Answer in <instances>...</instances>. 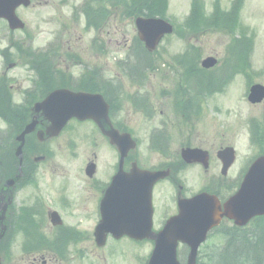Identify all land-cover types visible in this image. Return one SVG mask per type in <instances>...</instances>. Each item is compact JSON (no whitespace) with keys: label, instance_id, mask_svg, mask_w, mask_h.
<instances>
[{"label":"rangeland","instance_id":"374dc122","mask_svg":"<svg viewBox=\"0 0 264 264\" xmlns=\"http://www.w3.org/2000/svg\"><path fill=\"white\" fill-rule=\"evenodd\" d=\"M200 6L202 8L201 12L205 17H209L213 14V0H199ZM38 2V3H37ZM46 3L45 5H38L40 3ZM77 2V4H76ZM83 2V0H69V6L74 8ZM59 0H32V5L26 9H20L19 14L24 22L25 28L21 31L17 30L15 34H12V37L15 35L17 39L24 38L27 41L30 37L31 39L24 43L23 47L27 49L28 47L42 46L50 38L51 34L60 29L59 23H66L70 29V43L71 45H77L78 54L83 56L84 61L87 62H98L101 66H106L107 64L113 63V58L122 62L126 55L127 47H130L134 43V37L136 36V29L134 26L133 16H128L125 13L123 4L126 8L127 4L129 5L128 0H113L109 8V13L103 18L102 22L99 25L98 35L103 37L104 41L107 43L103 47V53H101L99 58H95L90 53L89 48V39L90 37L97 35L94 31L89 30L88 32L84 30L83 17L79 16L78 21H68L67 15L69 12V6L64 8L58 7ZM95 3V2H93ZM93 3H90L92 5ZM191 0H168V9L166 7L164 17L168 22L173 26H176L177 29L183 24L185 18L187 17L190 10ZM219 7L223 10H227L230 7L231 0H220ZM76 4V5H75ZM119 4L118 9L115 8ZM106 6H103V8ZM61 15V19L59 18ZM238 20V30L232 36L229 33L221 31H209L204 35H194L189 34L185 31H180L178 35H170L169 37L163 38L159 44L157 50L159 54L163 56L166 64L160 67V73L165 70L167 72V79L160 80L158 74L155 72V69L148 72V76L142 85L138 86L134 83H130L128 79L121 73L118 69V76L121 77V82L117 83L121 87V91L134 92L138 94H143L147 92L151 97L150 102L155 104L158 109L162 111V115L156 114L155 118L150 120V116L141 114L142 112H134L127 114L129 119L128 127L133 131V136L139 142L138 157L146 160V164L154 163L153 160L158 157L153 153H148L146 148V137L149 130L158 124V120L169 119V131L172 135L170 151L172 156L177 155L178 150V139L175 137V131L178 129V119L174 116H169L168 111L171 109L172 100L170 97L161 96V89L167 88L172 90L174 88V81L178 80L180 76V69H171L167 66L171 62L173 55L184 52L187 47L191 44L196 48V54L198 55L199 61L207 56H214L221 60L226 53V46L232 37L247 36L252 42L250 47V53L248 60L250 62V68L245 69V73H232L228 78L227 84L222 88L221 92L213 93L209 96L202 97L200 105L202 106L201 113L197 115H188V110L183 108L181 112H184V122L182 127L186 130H190L192 137H197V143L206 144L213 152V157L215 155L216 149L220 145H225L229 142H233L236 149V163L234 165L233 172L239 169L242 164L249 160L253 155L256 154L257 148L253 147L248 143V122L251 118H261L264 116V102L259 105H250L246 99V90H247V80L246 74L251 75V80L254 83H261L264 85V0H244L240 9L237 13ZM58 21H60L58 23ZM179 26V27H178ZM6 32L5 24L0 22V49L5 48L9 45L11 37L4 36L3 33ZM3 32V33H2ZM6 35V33H5ZM7 37V38H5ZM179 37H182L180 39ZM108 39H111V42H108ZM116 39V42H115ZM66 39L65 43L67 42ZM65 44L64 46H68ZM62 50L59 49L54 52V59L62 57L58 52ZM14 51L12 50V60L15 63L16 57L14 56ZM63 58V57H62ZM158 59V58H157ZM78 67L81 66L79 63L75 62ZM159 66L158 60H155V68ZM82 67L80 68V70ZM24 68H15L10 74L14 75L17 73V77L20 78V75L23 73ZM113 70L108 69L106 74L108 76L112 75ZM215 73H220L219 70ZM199 84V83H198ZM10 92H13L9 88ZM138 95V96H140ZM13 102H17V97L13 94ZM143 101V100H139ZM148 101L145 99V102ZM11 104L14 105V103ZM10 107V106H9ZM125 113V112H124ZM130 115V116H129ZM126 116V114L124 115ZM72 125V124H71ZM74 125V124H73ZM75 126V125H74ZM84 124L76 128L79 132H88L90 127H83ZM83 127V128H82ZM0 128L4 131L7 130V125L0 119ZM70 135L68 132H64L55 139L53 142L55 144V159L50 167V170L44 171V166L39 169L38 174H43L44 176H52L54 181L66 180L70 183L68 192L72 194H78L81 190L80 185L82 184V162L87 159L93 158V151L89 145V140L91 138L83 140L75 139L77 142L76 152L77 160L68 163L65 158L68 157V150L66 148V138ZM9 138L8 136H6ZM80 137V136H79ZM6 146H9L6 142ZM107 151L104 145H101L99 150L95 153L100 156L101 160H110L112 164V159L115 157V152L111 150L108 151V155H105ZM39 151H42L39 150ZM8 153V151L6 152ZM215 158V157H214ZM6 161L9 163L10 159L6 155ZM101 165H105L106 162H101ZM43 170V171H42ZM189 169H187L188 173ZM197 172V170H195ZM190 177V178H189ZM181 176V183L183 185V192L193 193L199 186L200 182L195 178V174L190 176ZM193 178V180L191 179ZM47 180V178H46ZM185 184L183 183V181ZM156 195L162 198L165 201L172 200L173 191L168 186L167 183H164L160 188L157 189ZM13 205L17 206V190L15 193V199L12 202ZM13 214V212L11 213ZM14 218L10 219V223H13ZM264 236V232L261 233V237ZM221 239L217 233L212 234L209 239L204 242L198 250V261L205 262L210 264L208 259V254L211 253V250L215 252L219 251V246L215 249L214 245H219ZM15 225L12 224L11 234L8 236L7 241L9 245V251L11 253V259L8 264H13L15 256ZM237 242H240L241 239H236ZM213 247V248H212ZM221 247V246H220ZM141 254H145V248H142L139 251ZM201 264V263H200Z\"/></svg>","mask_w":264,"mask_h":264},{"label":"flooded vegetation","instance_id":"af4514ba","mask_svg":"<svg viewBox=\"0 0 264 264\" xmlns=\"http://www.w3.org/2000/svg\"><path fill=\"white\" fill-rule=\"evenodd\" d=\"M15 11L17 14V8ZM50 39L51 46L47 50L46 62L23 63L20 61L17 64V40L14 48L15 63L8 61L5 54L0 53V86L4 87L7 82L6 79H9V76L12 77V83L8 84L7 87L13 90L17 102L34 104L41 101L53 89L66 87L73 91L101 93L104 96L107 95L106 92L110 91L113 93V100L125 99L127 103H130L127 106V114L130 113L129 108L132 106L134 109H143L140 105H134V96L116 94L118 89L114 87L116 84L115 76L113 75L112 79H107L106 70L99 64L96 65L97 62L90 64V70L79 64L82 67L80 70L81 67L79 68L77 64L62 57L55 60L53 52L55 46L53 45L57 44V40L55 38L52 42L53 35ZM108 42L110 43L111 39H108ZM10 64H14V66L9 69ZM1 66L6 67L1 69ZM13 68H24L25 71L18 78L17 73L14 76L9 74V70L11 71ZM27 70L34 72V78L30 76ZM39 70H44V72ZM41 74H45L46 79H41ZM135 76L138 80H143L142 74L135 73ZM51 87L52 89L49 90ZM141 98L148 100L146 101L148 102L146 108L150 111V116L157 113L162 114V111L157 110V106L150 102V96ZM2 99L3 96L0 94V100ZM108 103L109 118L113 128L119 132L127 131L129 128L128 115L121 117L120 109H114L112 104ZM172 113V111H168V114ZM31 114L34 113L31 111ZM38 120L37 130L44 129L47 122L44 121L41 113L38 114ZM165 123L166 121L161 122L162 125ZM95 130L98 133L96 144L108 146L109 139L96 126ZM160 131L162 130L157 129L149 137V146L146 150L158 157L153 160L154 164L150 168H148L146 160L139 158L137 155L134 157L133 153H129L122 167L125 173H129L133 167L132 164L136 162L142 169H168L170 172L168 181H157L152 188V230L154 232L161 230L167 220L177 214V199L184 196L181 190L179 191V187L182 186L181 176L184 174L190 176V171L186 172L189 167L200 168L202 173L207 176L209 185L219 174V163L213 159L206 144L197 143V137H192L191 133H176L180 149L185 146L198 147L208 151L209 166L207 168H204L200 163L183 165L178 160L173 159L171 155L166 154L171 146L170 138L168 134ZM41 147L45 153L42 154L43 159L40 163L44 164L43 170L47 171L50 170L55 160L53 159L55 156L53 139L50 143L39 146V148ZM91 148L96 151L99 150L97 146ZM112 150L116 154V159L112 160V164H110V160H104L103 162L107 163L101 165L100 156L95 153L96 151L92 152L94 153L92 159L86 158L82 162L83 173L87 165L92 162H95V168L92 175L87 176L84 174L82 176L83 182L80 185L81 190L78 194L68 192L67 188L70 186L68 181H54L50 175L38 174L39 167L33 161L34 164L27 162L25 171L31 173L23 176L17 182V239L14 257L16 264H133L134 258L138 257L142 248L146 249L145 256L150 255L154 245L152 239H134L128 236L115 238L111 234H107L102 245H98L96 242L95 230L102 219L101 214L103 211L111 212L117 216L119 213H126V222L129 226L134 223L133 214L135 211L137 213L145 211L144 202L138 198L117 195L107 196L106 189L119 169L118 154L115 148ZM76 160L66 159L65 161L70 163ZM229 175L237 182L236 185L238 186L241 181L239 176H234L233 173H229ZM163 181L168 182L174 194L172 200L168 202L156 196V191L162 186ZM217 187L221 188L220 185ZM52 212L56 213L54 217L51 215ZM139 221L140 223L144 222V219L142 218ZM227 221L230 226H234L231 221ZM241 231H244V229H241Z\"/></svg>","mask_w":264,"mask_h":264},{"label":"water","instance_id":"95a60500","mask_svg":"<svg viewBox=\"0 0 264 264\" xmlns=\"http://www.w3.org/2000/svg\"><path fill=\"white\" fill-rule=\"evenodd\" d=\"M23 4L29 5V0H0V17H4L8 20L9 26L12 29L21 28L23 24L14 14L16 6ZM135 25L138 30L140 39L145 43L148 50H153L161 37L164 34L171 33V26L161 19L152 18H137ZM215 64L213 58H207L202 62V66L210 68ZM264 98V87L261 85H254L250 88L248 100L251 103H258ZM35 110L43 111L44 117L49 121V124L45 132L38 131L37 137L40 141L48 139L59 133L65 123L72 117H76L80 120L91 118L93 119L101 131L109 136L110 142L117 146L120 154L121 161L126 153L134 148V142L130 139L129 135H119L112 129L107 119V106L103 99L99 95L88 94H73L68 91H55L51 93L42 102L35 105ZM36 125V119L34 118L30 124H28L21 134L16 138L20 141V145L16 149V156L20 155L21 148L24 141V135L31 133ZM197 149H185L182 151V157L185 161L190 159H199L197 155ZM218 156L225 163L224 169L231 163L233 159V150L226 148L218 153ZM94 166L89 165L87 167V173L90 174ZM134 171L133 179H126L125 174L119 173L112 182V187L108 189L107 194L110 195L118 189L117 184L119 182L133 184L134 196H140L147 199L150 202L151 185L160 177H164L165 173H151L148 171H140L136 169ZM17 180V176L13 179L6 181L5 186L2 188V192L9 186H12ZM141 183L142 187L137 188V184ZM146 184L147 186H143ZM123 187V186H122ZM126 187H123V191ZM180 215L174 217L165 228L163 232L156 236V245L153 251V257L149 264H178L175 259V248L178 241L188 243L190 246V253L188 256L187 264H195V256L198 245L205 239L207 231L214 225L218 224V221L226 216L233 219L235 224L244 225L253 216L264 214V156L258 158L250 167L249 171L244 177L238 191L231 196L223 204V212L219 202L214 196L199 194L189 200H181L179 202ZM6 205H0V237L5 231L3 220L5 218ZM186 216L185 223L175 224L176 221H180ZM150 218V212L148 219ZM181 218V219H179ZM109 229L106 232H111L114 236L119 237L123 234L133 235L135 237H145L146 233L150 230V219L147 222L146 227L143 228H126L125 225H117L112 219L106 216ZM98 231V230H97ZM169 235L168 239H165ZM165 236V237H164ZM165 240V241H164Z\"/></svg>","mask_w":264,"mask_h":264},{"label":"trees","instance_id":"16d2710c","mask_svg":"<svg viewBox=\"0 0 264 264\" xmlns=\"http://www.w3.org/2000/svg\"><path fill=\"white\" fill-rule=\"evenodd\" d=\"M242 0H235L233 9L230 12H224L220 9L217 2L214 3L213 14L205 17L202 14L200 1L192 0L190 13L186 18L184 25L178 28L177 33L185 31L196 36L204 34L208 31H221L235 34L237 24V12ZM124 3V1H122ZM167 0H131V3L125 8L128 16L143 14L146 16H162L166 9ZM251 40L247 36L232 37L227 45L228 55L223 60V65L228 73L244 72L248 67V56L250 53ZM198 56V55H197ZM184 55H181V59ZM183 60H179L177 65L183 64ZM185 72L192 73L194 77L202 81L210 80V76L197 66V60L192 61V66L187 68ZM10 106V102L0 103V117H2L13 130H19L27 117L17 113V108ZM257 144L258 141H256ZM16 161V159H15ZM221 234L225 235L222 231ZM215 252L210 264H264V236H258L255 233L246 234L240 242L227 239L225 245Z\"/></svg>","mask_w":264,"mask_h":264}]
</instances>
